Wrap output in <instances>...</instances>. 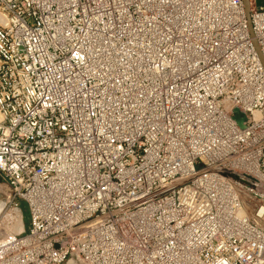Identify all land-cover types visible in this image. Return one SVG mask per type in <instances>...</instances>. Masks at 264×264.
Segmentation results:
<instances>
[{
	"label": "built area",
	"instance_id": "built-area-1",
	"mask_svg": "<svg viewBox=\"0 0 264 264\" xmlns=\"http://www.w3.org/2000/svg\"><path fill=\"white\" fill-rule=\"evenodd\" d=\"M249 3L0 0V264H264Z\"/></svg>",
	"mask_w": 264,
	"mask_h": 264
},
{
	"label": "rangeland",
	"instance_id": "rangeland-1",
	"mask_svg": "<svg viewBox=\"0 0 264 264\" xmlns=\"http://www.w3.org/2000/svg\"><path fill=\"white\" fill-rule=\"evenodd\" d=\"M262 2H264V0H257V3ZM0 204V235L16 232L12 230V227L15 226L18 221L16 210H19L20 217L23 219L24 230L28 229L30 217L26 202L20 201L19 208H17L13 202L12 192L8 184L3 180L0 181Z\"/></svg>",
	"mask_w": 264,
	"mask_h": 264
},
{
	"label": "water",
	"instance_id": "water-1",
	"mask_svg": "<svg viewBox=\"0 0 264 264\" xmlns=\"http://www.w3.org/2000/svg\"><path fill=\"white\" fill-rule=\"evenodd\" d=\"M243 2H244V4H245V9H246L247 17H248V20H249V23H250V3H249V0H243ZM250 25H251V24H250ZM250 27H251V26H250ZM251 28H252V27H251ZM255 45H256L257 50H258V52H259V55H260L261 61H262L263 65H264V57H263V55L261 54L260 48H259V46H258V44H257V41H255ZM237 119H238L239 121L242 120L241 117H240V118L237 117ZM2 180H3V178H2V176L0 175V181H2Z\"/></svg>",
	"mask_w": 264,
	"mask_h": 264
},
{
	"label": "bare ground",
	"instance_id": "bare-ground-1",
	"mask_svg": "<svg viewBox=\"0 0 264 264\" xmlns=\"http://www.w3.org/2000/svg\"><path fill=\"white\" fill-rule=\"evenodd\" d=\"M1 205V204H0ZM16 213H17V215H18V221H17V224L15 225V226H13L12 228V230L13 231H16L15 233H18V232H22L23 230H24V225H23V219H21V215H20V212H19V210H16ZM18 231V232H17ZM13 233V232H12ZM4 236L5 235H0V240H2L3 238H4Z\"/></svg>",
	"mask_w": 264,
	"mask_h": 264
}]
</instances>
